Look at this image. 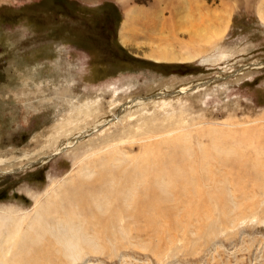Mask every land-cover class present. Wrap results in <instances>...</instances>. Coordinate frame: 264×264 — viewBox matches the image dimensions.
<instances>
[{
	"label": "rangeland",
	"instance_id": "obj_1",
	"mask_svg": "<svg viewBox=\"0 0 264 264\" xmlns=\"http://www.w3.org/2000/svg\"><path fill=\"white\" fill-rule=\"evenodd\" d=\"M263 4L0 0V264H264Z\"/></svg>",
	"mask_w": 264,
	"mask_h": 264
},
{
	"label": "bare ground",
	"instance_id": "obj_2",
	"mask_svg": "<svg viewBox=\"0 0 264 264\" xmlns=\"http://www.w3.org/2000/svg\"><path fill=\"white\" fill-rule=\"evenodd\" d=\"M264 5V4H263ZM260 13H261V18H262V21L264 22V9L262 10V12L260 11ZM189 15H191V14H188V13H186L184 16L182 15V17L181 18H188L189 17ZM182 20H184V19H182ZM147 22V21H146ZM161 23V22H160ZM160 23L158 22H156L155 20H153V18L151 19V21H150V23H149V25L148 26H146V28L147 29H150L151 30V34L149 35V38H148V41H149V43H148V45H149V47H150V52H149V54H150V56L153 58V59H155V61H161V60H164V61H183V60H186V59H191V58H193V57H195V55L193 56V55H185L184 56V54H181V49L178 47L179 45L178 44H176L175 42H174V40H170L169 39V37L167 38V35L165 36V34H164V26H163V24L160 26ZM188 23V22H187ZM186 23V25L187 26H189V27H191V28H194L195 27V23H189V24H187ZM135 24V23H134ZM183 24V23H182ZM135 26H137L136 24H135ZM176 28H177V26H176ZM146 29V30H147ZM145 30V29H144ZM141 31H142V29H141ZM139 32V31H138ZM125 33H127V34H130V36H134L135 37V34L131 31V29H129V27L127 28V30H126V32ZM143 33V32H142ZM146 33V32H145ZM126 34V35H127ZM139 34V33H138ZM123 35H124V33H123ZM122 35V36H123ZM125 36V35H124ZM136 36H137V34H136ZM132 101V100H131ZM87 110V109H86ZM87 114V113H86ZM89 114V113H88ZM88 116V115H87ZM103 124V122H99L97 125V127H99V126H101ZM75 128V127H74ZM95 129V128H94ZM86 134H88V133H86ZM85 135V134H84ZM82 137V136H81ZM161 142H163V141H161ZM161 142H159L157 145L158 146H160V145H162L161 144ZM66 148V147H65ZM64 148V149H65ZM59 151H63V149L61 148V150L60 149H58L57 150V152H59ZM228 151V150H227ZM150 153V152H149ZM220 162V161H219ZM222 162V161H221ZM224 162V161H223ZM225 163V162H224ZM178 168H176V170H177ZM175 168H173V169H171L170 170V172H167V170H165L167 173H168V175L170 176V182L168 181L167 183H169V184H166L167 185V187H168V185H170V186H173V187H175L176 188V194H177V192H179L177 195H179V194H191V191H193L194 192V190H192L193 189V187H194V185H196V186H198L196 183H198L197 182V180L192 176V169L191 168H187V169H184L183 170V173H181V174H177V173H175ZM165 173V172H164ZM82 174H83V176H85V177H89L90 176V173L88 172H82ZM161 175H164V174H161ZM85 177H83V178H85ZM161 177V179H162V176H159V178ZM167 177V176H166ZM206 177V176H205ZM158 179V178H157ZM56 186V185H55ZM64 186V185H63ZM62 186V187H63ZM195 186V187H196ZM62 187L61 186H58V187H56V188H53L51 191L53 192V193H55V194H60L59 192L61 191V189H62ZM60 188V189H59ZM148 190L150 191V192H152V195H151V199H152V202H149V200L146 202V204H143L142 205V209H144L145 207L147 208V207H149V206H147L148 204V202H149V204L150 203H153V207H154V211H157V212H159L158 214H160V215H162L161 217H163V214H162V209H161V205H162V202H163V199L165 198V194L162 192L161 193V189H163V191L165 192V185L163 184V183H161V181H160V183L158 184V186L157 185H155V184H151V185H149L148 187ZM153 188H157V189H159L160 190V192L158 191V193H156V190H154ZM191 189V190H190ZM190 190V191H189ZM195 193V195H197L198 194V192H194ZM147 194H149V192L147 193ZM151 194V193H150ZM163 194H164V196H163ZM184 194V195H185ZM202 194V193H201ZM145 196H147L146 194H144ZM143 195V196H144ZM186 195V196H187ZM142 196V197H143ZM181 196V195H180ZM190 196V195H189ZM191 197V196H190ZM96 198V197H95ZM47 199L48 198H46V199H43L44 201H42L41 200V202L40 203H38L39 205H38V207H40V204L42 205V204H45L46 202H47ZM148 199H149V196H148ZM166 199V198H165ZM195 199V198H194ZM46 201V202H45ZM146 201V200H145ZM208 201V200H207ZM45 202V203H44ZM92 202V201H91ZM143 202V201H142ZM100 203V202H99ZM87 205V204H86ZM151 205V204H150ZM43 206V205H42ZM41 206V207H42ZM152 207V208H153ZM211 207V206H210ZM102 208V207H101ZM150 208V207H149ZM200 208V207H199ZM86 209H88V208H86ZM99 209V208H98ZM202 209V208H201ZM201 209H199L200 211H201ZM94 210H96V209H94ZM150 210H152V209H150ZM203 210V209H202ZM144 211V210H143ZM149 211V210H148ZM147 212V211H146ZM193 212V211H192ZM202 212V211H201ZM149 213V212H148ZM40 215H41V212H39V210H36V213H35V217L33 216V218H37V217H40ZM159 215V216H160ZM10 217V216H9ZM42 217V216H41ZM165 217V216H164ZM11 218V217H10ZM8 219V217H3L1 220H2V223L3 224H5V221ZM0 220V221H1ZM38 221V220H37ZM2 225V224H1ZM73 228V227H72ZM75 228V227H74ZM80 229V228H79ZM56 230H62V226H58L57 228H56ZM63 230H65V229H63ZM73 239V243H72V241H70V243H72L71 244V247L72 248H74L75 247V245L76 244H78V240H80V239H78L77 238V240H76V238H72ZM65 241V243H68L69 241H68V239H64ZM82 240V239H81ZM7 255V254H6ZM74 259H76V257H74ZM2 262V261H1Z\"/></svg>",
	"mask_w": 264,
	"mask_h": 264
},
{
	"label": "crops",
	"instance_id": "obj_3",
	"mask_svg": "<svg viewBox=\"0 0 264 264\" xmlns=\"http://www.w3.org/2000/svg\"><path fill=\"white\" fill-rule=\"evenodd\" d=\"M84 3H88V4H96V3H99V2H102V1H105V0H80Z\"/></svg>",
	"mask_w": 264,
	"mask_h": 264
}]
</instances>
